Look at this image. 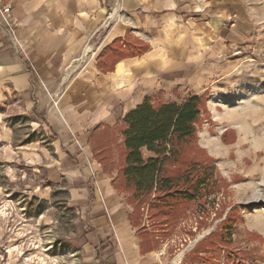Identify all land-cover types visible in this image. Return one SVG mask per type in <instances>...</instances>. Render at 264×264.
Here are the masks:
<instances>
[{"label":"rangeland","instance_id":"rangeland-1","mask_svg":"<svg viewBox=\"0 0 264 264\" xmlns=\"http://www.w3.org/2000/svg\"><path fill=\"white\" fill-rule=\"evenodd\" d=\"M109 2L108 21L130 29L129 43H147L148 54L153 41H164L154 62L145 66L155 70L153 78L146 77L147 68L136 73L133 84L130 69L133 98L160 92L164 101L181 102L207 92L197 144L213 160L217 190L209 198L184 202L165 217L134 201L133 190L121 177L115 189L105 191L98 180L104 177L111 183L116 171L97 175L90 169L97 167L90 156L62 159L56 134L48 126L47 113L76 75L63 82L62 72L56 92L43 87L34 95L41 110L26 108L22 95L3 85L0 264H34L31 259L43 254L42 249H47V264H116L114 257L124 246L108 218L112 208L120 207L129 214L135 209L144 226L140 236L131 227V247L140 250L141 240L145 250L158 255V260L137 255L142 264H172L179 256V264H264V0ZM170 16L181 20L171 40L181 31L180 37L172 44L164 36ZM0 31L10 44L1 26ZM101 40L98 32L88 45L97 47ZM125 49L133 50L128 45ZM87 57L74 61L78 71ZM107 110L109 116L102 122L114 126L124 106L115 99ZM117 125L113 154L118 170L123 148ZM72 168L82 175L73 174ZM99 205L103 210H97ZM103 216L107 224L99 227ZM16 247L19 253L10 256Z\"/></svg>","mask_w":264,"mask_h":264},{"label":"crops","instance_id":"crops-1","mask_svg":"<svg viewBox=\"0 0 264 264\" xmlns=\"http://www.w3.org/2000/svg\"><path fill=\"white\" fill-rule=\"evenodd\" d=\"M4 3L11 8L10 16L15 24L19 47L12 48L7 43L8 40L3 38L4 33L0 31V91L3 89L5 92L3 85H6L8 91L22 95L26 108L36 107L41 110L34 95L36 96L43 87L48 92H56L57 78L62 72L64 74L67 70L69 73L71 70L67 78L63 75V82L69 81L73 74L76 78L68 84L58 103L47 113L48 126L56 134V143L58 151L63 155L62 159L68 156L78 160L87 159L88 156L92 158L88 136L96 126H112L102 122L109 116V104L115 99L123 104L124 111L119 116L122 118L144 98H133V87L128 84L120 86L117 90L112 89L105 76L114 73L116 66L123 61L132 62L130 69L133 68L135 73L133 84L136 81V73L145 72L147 68L155 75L154 69L133 63L143 60L147 54L123 59L114 66L112 72L106 74L97 69L96 58L101 51L115 39L124 38L130 30L121 23L114 25L108 21L112 14L109 10V0H6ZM98 32L102 33V40L97 46L99 50L96 56L91 60L89 55L85 54V49H97L89 46L88 42ZM113 32H116L113 39L103 44ZM82 56H88V60L78 71V64L74 61ZM143 79L149 81L144 78V74ZM93 162L97 167L92 165L90 169L94 168V172L101 175L100 166L96 165L94 160ZM83 170L86 172V169ZM71 172L82 175L79 168H72ZM98 185L108 191L111 183L100 177ZM97 208L103 210L102 205ZM110 214L108 219L112 229L124 246L123 251L115 255L114 262L142 264L137 257H141L139 246L131 247L133 244L129 234V213L120 207L112 208ZM105 224L107 218H99L97 226L102 227ZM152 253L154 252L145 255L149 257Z\"/></svg>","mask_w":264,"mask_h":264},{"label":"trees","instance_id":"trees-1","mask_svg":"<svg viewBox=\"0 0 264 264\" xmlns=\"http://www.w3.org/2000/svg\"><path fill=\"white\" fill-rule=\"evenodd\" d=\"M126 45L133 50H126ZM148 49L149 45L140 40L129 43L126 33L101 51L96 67L103 74L112 72L121 60L144 56ZM206 98L207 92L192 94L181 102L164 101L160 92L144 96L114 124L120 123L122 136L123 158L118 170L113 154L114 126H96L88 136L89 149L104 174L116 171L111 186L115 189L121 177L133 190L134 201L146 204L148 210L161 217L184 202L214 194L217 186L213 160L197 144V127L206 110ZM128 220L140 236L144 226L135 209ZM139 244L141 255L152 251L145 250L141 240Z\"/></svg>","mask_w":264,"mask_h":264},{"label":"bare ground","instance_id":"bare-ground-1","mask_svg":"<svg viewBox=\"0 0 264 264\" xmlns=\"http://www.w3.org/2000/svg\"><path fill=\"white\" fill-rule=\"evenodd\" d=\"M177 24L178 25H181V20L178 19V18H176V17H174V16H170L169 17V24L164 28V36L166 37V40L165 41L166 42H169L170 44L174 43V40L175 39L177 40L180 37L181 31L178 32V36L175 37L174 40H171V38L173 37L172 36V33H173V31L176 30V25ZM112 34L110 36H108V38L105 40V42L103 44H106V43H108V42L111 41ZM151 45H152L151 50L146 55V57H143L144 59L142 58L143 60H140L139 62L133 61V63H139L137 65H140V66L143 65V67H145V66H148L151 62H154L155 54L156 53H159L161 51V49L164 48V41H161V40H159V41H153L151 43ZM98 50H99L98 47H97L96 50H93L90 47H87L85 49V53L87 55H89L90 59L92 60L96 56ZM130 63H132V62H124L123 61V62L119 63L116 66L114 73H112L111 75L105 76V78H107L110 81L111 86H112L111 87L112 89L117 90V89L121 88L120 86L125 85V84H128L129 87H131V80L129 78H127V75L129 73H131V70H130V65L131 64ZM70 71H69V73L67 72V70L64 72V78H67L70 75ZM146 77L148 79L153 78L154 77L153 76V72L148 71L146 73ZM210 106H212V105L210 104ZM3 215L5 216V213H3ZM40 248H41V246H37L36 247V250L37 249L39 250ZM19 251L20 250H19L18 247L12 248L10 250V252H9V255L10 256H13L15 253L18 254ZM40 251L43 254H40V255H37V256L33 257L31 259V261H30L31 263H34V264H47L45 258L43 257V255L47 252V249H42ZM149 257L155 258V260H158V255L155 252L152 253V254H150ZM179 259H180V256L176 260H174L172 264H179L178 263L180 261Z\"/></svg>","mask_w":264,"mask_h":264},{"label":"built area","instance_id":"built-area-1","mask_svg":"<svg viewBox=\"0 0 264 264\" xmlns=\"http://www.w3.org/2000/svg\"><path fill=\"white\" fill-rule=\"evenodd\" d=\"M10 13V6L4 3V0H0V26L2 30L8 34L10 44H12L13 48H15L16 46L19 47V45L16 37L15 24L11 20Z\"/></svg>","mask_w":264,"mask_h":264}]
</instances>
